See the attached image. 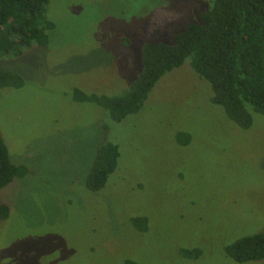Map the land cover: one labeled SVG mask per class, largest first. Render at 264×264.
<instances>
[{"label":"rangeland","instance_id":"1","mask_svg":"<svg viewBox=\"0 0 264 264\" xmlns=\"http://www.w3.org/2000/svg\"><path fill=\"white\" fill-rule=\"evenodd\" d=\"M213 0H49L48 42L0 68V136L27 168L0 188V264H264L223 246L264 231V115L240 128L212 104L189 59L162 75L121 121L74 89L119 95L141 71L145 43H172ZM178 132L189 135L184 142ZM118 145L103 188L86 179L98 148ZM146 219L139 229L132 218ZM200 250L185 256L182 249Z\"/></svg>","mask_w":264,"mask_h":264},{"label":"trees","instance_id":"2","mask_svg":"<svg viewBox=\"0 0 264 264\" xmlns=\"http://www.w3.org/2000/svg\"><path fill=\"white\" fill-rule=\"evenodd\" d=\"M49 0H0V57L19 56L33 43L44 46L54 23L45 15ZM189 59L191 68L212 89L210 101L223 108L227 117L240 128L252 124L251 110L264 115V0H213L198 22H188L184 30L174 34L172 43L161 41L143 45L141 71L126 90L108 96L74 89L75 101L97 104L114 121L136 113L143 106L155 83L165 73ZM23 78L0 68V89L19 88ZM184 142L189 135L178 132ZM118 145L105 142L96 153L86 187L98 191L117 167ZM27 168L10 161L7 147L0 136V188ZM9 214L0 204V219ZM141 230L146 219L132 218ZM224 253L235 262L264 258V231L235 239L223 246ZM185 256H198L200 250L182 249Z\"/></svg>","mask_w":264,"mask_h":264}]
</instances>
